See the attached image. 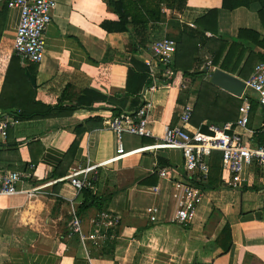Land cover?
I'll use <instances>...</instances> for the list:
<instances>
[{"label":"crops","instance_id":"1","mask_svg":"<svg viewBox=\"0 0 264 264\" xmlns=\"http://www.w3.org/2000/svg\"><path fill=\"white\" fill-rule=\"evenodd\" d=\"M54 1L56 9L44 34V59L39 64H33L36 99L49 106L60 104L65 109L76 107V110L73 113L63 111L57 117L43 120H17L18 123L9 128L6 140L0 142V172L31 174L29 180L16 185L18 191L51 184L34 199H28L24 194L0 197V264H139L141 230L170 224L175 210L177 183L192 184L203 193L202 203L188 229L207 236L224 220L230 228L232 245L229 252L213 250L211 264H264V170L255 163L244 168L242 187L235 189L227 186L230 176L220 161L212 169L210 178L207 174L203 182L199 176L190 177L185 170L182 153L176 149L140 151L98 167L116 154L115 135L109 129L110 120L116 117L113 112L120 111L121 115L132 112L128 111V102L122 107V98H110L112 95L121 96L125 91L131 57L130 40L128 34H109L100 28L103 21L117 20L108 5L109 0ZM149 4L155 3L149 0ZM221 4L222 0H184L173 10L162 6L161 14L166 20L164 23L149 24L147 37L156 41L166 38L167 33H177L182 27L194 29L195 20L214 9L218 11L217 36L221 40L230 42L236 39L239 30L264 35L258 4L252 3L232 11L223 10ZM7 9L0 40V94L7 64L14 53L13 41L20 15L17 8ZM169 21L177 26L174 29L169 27ZM147 57L148 54L143 52L137 59L144 64ZM209 62L208 71L219 69L213 67L211 59L207 58L200 72L207 69ZM192 69H196L195 63ZM160 71V66L153 67L152 75H155L154 80L160 87L147 97L153 106L149 118L153 137L123 135L125 152L160 143L164 129L172 126L161 121L168 87L161 82L160 79L165 77ZM204 78L209 82L206 75ZM188 85L189 81L183 79L182 88L186 89ZM87 90L99 93L107 101L77 107V101ZM243 94L249 103L253 98L258 104L250 126V113L248 115L245 139L251 147H259L252 137L256 130L264 131V108L246 89ZM241 98L237 99L243 103ZM195 101V97L190 96L186 105L193 107ZM184 106H176V125ZM14 113L19 112L0 111V118L14 119ZM94 117L100 121L90 125L92 128L80 138L76 150L72 155L68 154L77 138L75 128ZM189 126L195 128L191 124ZM87 165L97 166L93 189L90 190L97 200L90 202L85 211L79 212L78 208L84 201L83 194L70 186L67 177L72 169ZM162 169H167V178L159 177ZM54 173L61 177H54ZM99 203L100 209L95 206ZM153 207L158 209V213L157 222L152 224L149 217ZM71 209L77 211L82 231L87 236L92 233L91 219L100 211L113 212L120 218V225L107 247H96L90 241L83 245L78 236L68 234Z\"/></svg>","mask_w":264,"mask_h":264},{"label":"trees","instance_id":"2","mask_svg":"<svg viewBox=\"0 0 264 264\" xmlns=\"http://www.w3.org/2000/svg\"><path fill=\"white\" fill-rule=\"evenodd\" d=\"M109 0L108 5L117 16L116 21H103L100 28L106 33H125L130 40L129 67L125 80V91L121 96L112 95L110 98H122V107L128 102V111H136L140 106L139 95L153 81L149 68L137 59L143 52L148 53L151 39L146 31L149 24L164 23L165 17L161 14L162 6L173 10L182 5L184 0ZM256 3L260 6L258 16L264 31V0H222L221 8L232 11L241 7H248ZM8 0H0V40L3 32L2 25L7 13ZM217 10H210L202 17L195 20V28L182 27L177 33H167L166 38L176 45V51L172 65L169 67L172 73L170 79L161 80L168 87V93L162 110L161 121L169 127L177 123L176 106L186 105L190 96L196 101L192 107L190 124L195 128L205 131L203 123L231 122L237 119L241 100L223 92L205 80L200 72L201 65L207 58L211 59L213 67L235 75L242 80H247L253 72L255 63H264V35L248 30H239L237 38L224 41L217 36ZM168 26L175 28L177 25L169 21ZM176 30V29H175ZM212 37H206V33ZM218 41V42H217ZM220 42V43H219ZM229 42V43H228ZM246 59L241 64L242 58ZM255 62V63H254ZM196 69L193 70V64ZM254 63V65H253ZM33 64H21V60L14 53L11 55L4 73V82L0 94V111L14 113V119L18 121H36L57 117L66 112H72L76 107L65 109L62 105H46L36 99V88L30 84L26 72L34 77ZM163 71V69H161ZM183 79L189 81L186 89L182 88ZM107 99L92 91H85L76 103L77 107H89L94 102H105ZM250 122L257 110V102L250 98ZM120 109V108H119ZM113 116H119L120 111H114ZM98 117L86 119L75 128L76 139L71 144L68 154L76 150L80 138L89 131L93 123L99 122ZM256 146L264 148V131L256 130L253 134ZM220 154L214 152L209 160V178L212 169L217 167ZM54 177H61L58 173ZM203 182V179H200ZM84 201L78 211H85L92 201L97 200L92 191L84 189L80 191ZM96 202V201H95ZM94 202V203H95ZM98 209L101 204L95 205ZM189 224H165L149 226L141 230L139 264H211V253L215 249H221L228 253L231 245V232L225 220L219 224L211 235L195 233L188 229ZM155 230V231H154ZM111 247V246H110Z\"/></svg>","mask_w":264,"mask_h":264},{"label":"built area","instance_id":"3","mask_svg":"<svg viewBox=\"0 0 264 264\" xmlns=\"http://www.w3.org/2000/svg\"><path fill=\"white\" fill-rule=\"evenodd\" d=\"M7 7L9 9L17 8L20 11L19 24L15 30L13 41L15 55L25 65L41 63L45 55L44 34L51 24L56 2L54 0H8ZM206 36L211 37L208 33ZM175 51V43L166 38L149 44L148 57L144 60V64L149 68L153 83L140 93L141 106L136 111L113 117L110 120L109 129L114 133L116 139V154L110 160L99 164L98 167L118 162L140 151L157 148L176 149L182 153L188 175L192 178L199 176L204 179L209 172V160L212 154L218 152L221 157V166L230 176L226 183L227 186L234 189L240 188L243 184L242 173L245 167L255 163L264 170V148L251 147L245 139L248 133V115L251 106L244 94L241 98L243 103L238 109V118L234 122L222 125L206 124L203 126L205 131L200 128L191 129L189 124L193 109L191 105H186L182 108L178 125L166 127L160 143L130 152H125L123 148L122 136L125 134L144 138L153 137L149 128V118L153 106L147 97L155 92L160 85L155 82L152 69L160 66L163 69L160 71L162 76L170 79L172 73L169 67L173 63ZM206 67L210 68V62ZM244 83L245 89L253 94L264 108V63L257 64L251 77ZM17 123L18 121L13 118H0V142L6 140L9 128ZM96 167L87 165L83 168L72 169L67 177L70 186L77 192L84 189L92 190ZM158 175L162 179L167 178V169L160 170ZM30 178V172H0V197L24 194L28 199H34L43 193L47 186L51 185L34 187L28 191H18L16 185ZM176 190L175 210L170 223L189 224L202 203L203 193L199 188L186 183H177ZM157 213L158 209L153 207L149 217L152 224L157 222ZM120 222V218L113 212L100 211L91 219L92 233L87 236L82 231V221L77 211L71 209L68 234L78 236L83 245L90 241L96 247H107V243L114 237Z\"/></svg>","mask_w":264,"mask_h":264},{"label":"water","instance_id":"4","mask_svg":"<svg viewBox=\"0 0 264 264\" xmlns=\"http://www.w3.org/2000/svg\"><path fill=\"white\" fill-rule=\"evenodd\" d=\"M201 73L209 78V83L211 85L235 98H241L245 91V83L242 80L219 69L212 72L208 71V69H204ZM26 76L32 87L35 88V79L28 72H26Z\"/></svg>","mask_w":264,"mask_h":264},{"label":"rangeland","instance_id":"5","mask_svg":"<svg viewBox=\"0 0 264 264\" xmlns=\"http://www.w3.org/2000/svg\"><path fill=\"white\" fill-rule=\"evenodd\" d=\"M56 9V8H55ZM8 48V50H9V47L6 45V49ZM1 61H3V59L1 58ZM202 66V65H201ZM125 137V136H124ZM127 137H130V136H127ZM133 137H135V136H133ZM130 139H131V137H130Z\"/></svg>","mask_w":264,"mask_h":264}]
</instances>
